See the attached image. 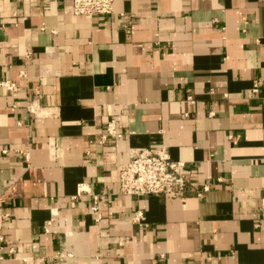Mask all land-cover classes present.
<instances>
[{
	"label": "crops",
	"instance_id": "crops-1",
	"mask_svg": "<svg viewBox=\"0 0 264 264\" xmlns=\"http://www.w3.org/2000/svg\"><path fill=\"white\" fill-rule=\"evenodd\" d=\"M0 79V264H264V0H0ZM158 146L185 199L121 194Z\"/></svg>",
	"mask_w": 264,
	"mask_h": 264
},
{
	"label": "built area",
	"instance_id": "built-area-1",
	"mask_svg": "<svg viewBox=\"0 0 264 264\" xmlns=\"http://www.w3.org/2000/svg\"><path fill=\"white\" fill-rule=\"evenodd\" d=\"M114 0H72V11L74 15H81L86 18H92L99 15H107L113 11ZM21 77H26L23 71ZM18 83L11 79H0V87L8 91L18 90ZM260 80H253L251 91L258 92ZM186 99L193 103L194 99L190 89H186ZM122 133L117 130L116 122L110 119L107 122L105 132L101 135L100 142H104L107 137L118 138ZM6 149L2 153H6ZM25 158L29 157L30 148L18 151ZM119 171V192L124 195L145 196L158 194H176L181 199H185L187 181H186V164L181 160L171 158L168 149L165 146H158L150 149H135L131 152L129 159L121 163ZM209 189L208 184L202 185L201 188L195 189L197 197H201L203 192ZM84 190L79 186V191ZM90 211L96 214L99 219L97 198L94 196V204ZM0 214V219L6 217ZM260 216L264 221V200L261 204ZM132 220L138 225L147 226L143 210L135 211ZM51 220L47 222L44 230L47 232ZM0 239H2L0 237ZM13 251V249H11Z\"/></svg>",
	"mask_w": 264,
	"mask_h": 264
}]
</instances>
